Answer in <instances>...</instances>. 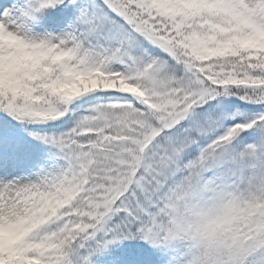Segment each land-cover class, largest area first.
Wrapping results in <instances>:
<instances>
[{
	"label": "snow or ice",
	"instance_id": "obj_1",
	"mask_svg": "<svg viewBox=\"0 0 264 264\" xmlns=\"http://www.w3.org/2000/svg\"><path fill=\"white\" fill-rule=\"evenodd\" d=\"M0 264H264V0H0Z\"/></svg>",
	"mask_w": 264,
	"mask_h": 264
}]
</instances>
